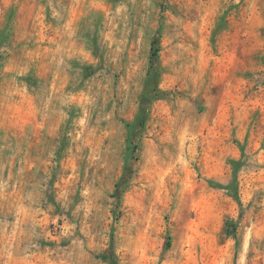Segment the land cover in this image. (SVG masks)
Returning <instances> with one entry per match:
<instances>
[{
	"label": "rangeland",
	"instance_id": "rangeland-1",
	"mask_svg": "<svg viewBox=\"0 0 264 264\" xmlns=\"http://www.w3.org/2000/svg\"><path fill=\"white\" fill-rule=\"evenodd\" d=\"M0 264H264V0H0Z\"/></svg>",
	"mask_w": 264,
	"mask_h": 264
},
{
	"label": "trees",
	"instance_id": "trees-1",
	"mask_svg": "<svg viewBox=\"0 0 264 264\" xmlns=\"http://www.w3.org/2000/svg\"><path fill=\"white\" fill-rule=\"evenodd\" d=\"M233 161H234L233 163L236 162L235 160H233ZM227 188H230V190H232L233 196L238 200L239 199V192H238L237 187L233 186V185H229V187H227ZM227 231L232 232V233L235 232V224L233 223L232 220L227 221Z\"/></svg>",
	"mask_w": 264,
	"mask_h": 264
}]
</instances>
